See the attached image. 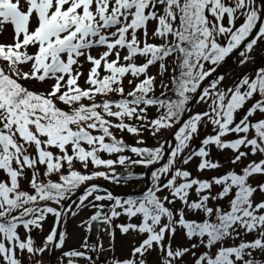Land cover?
I'll return each instance as SVG.
<instances>
[{
  "label": "snow or ice",
  "instance_id": "6c2138e0",
  "mask_svg": "<svg viewBox=\"0 0 264 264\" xmlns=\"http://www.w3.org/2000/svg\"><path fill=\"white\" fill-rule=\"evenodd\" d=\"M55 251L264 264V0H0V264Z\"/></svg>",
  "mask_w": 264,
  "mask_h": 264
},
{
  "label": "rangeland",
  "instance_id": "374dc122",
  "mask_svg": "<svg viewBox=\"0 0 264 264\" xmlns=\"http://www.w3.org/2000/svg\"><path fill=\"white\" fill-rule=\"evenodd\" d=\"M10 39L9 35H5L4 36V40L7 41ZM237 60L238 57H234L233 60L227 65V67L221 72V74L225 75L226 77H228V80L226 81L227 83L231 82V77L234 75H237L238 73L244 71V69H240L237 66ZM258 63H260V61L258 60ZM87 67V66H85ZM249 69L252 68V65L248 66ZM153 72H155V69H153ZM81 83L83 84V81H81ZM31 88H34L36 90H44V88L47 87V85H40L38 83H30L28 85ZM196 110L199 111L201 110L199 106H196ZM117 136L120 135V133H116ZM170 135V133L168 131H165L161 134V139L163 138H168ZM125 139L127 140L128 143H132L133 142V138L129 137V136H125ZM147 144L148 145H154L156 143L155 140H153L151 137H147ZM118 171H124V169H118ZM135 171L137 173L143 172L144 169L142 168H137L135 169ZM98 182H102L104 185L111 187L116 193H118L119 195H124V194H134L137 190L141 189V184L143 183L142 181H136L133 182L129 185H121V186H117V185H113L110 184L104 180H99ZM91 213L90 212H85L84 214H82V216L77 217L75 220H73L69 225H68V230L70 232H72L73 235V239L69 241V246H78L84 239V237L87 235V232L85 231V228H80L77 227V224L79 223V221L81 219H86ZM120 221H117V223H119ZM54 223V218L53 217H49V219L46 221L45 225H44V233L43 235H47ZM101 227H103L101 225ZM34 237L39 241L41 239V234L39 233H34ZM99 239L105 240V235L103 232H100L99 235ZM129 240L132 239L131 237L128 238ZM126 248H127V242H124V251H121V247H120V238L118 237V245H117V254L118 255H123L126 252ZM60 251H55V254L53 256V260H52V264H59L58 262V257L60 256ZM44 259V264H49V260H50V254L46 253L43 257ZM101 259H104V257H101Z\"/></svg>",
  "mask_w": 264,
  "mask_h": 264
},
{
  "label": "water",
  "instance_id": "95a60500",
  "mask_svg": "<svg viewBox=\"0 0 264 264\" xmlns=\"http://www.w3.org/2000/svg\"><path fill=\"white\" fill-rule=\"evenodd\" d=\"M233 58H234V57H233ZM233 58H232L231 60L227 61L224 65H222L221 68L218 69V72L221 73V72L227 67V65L233 60ZM169 136H170V135H169ZM95 183H98V184H100V185H102V186H105V187H107L109 190L113 191L114 194L119 195V194L116 193L111 187L104 185L102 182L95 181ZM139 190H140V189H139ZM58 231H59V229H58ZM87 235L89 236L90 242L95 243V242H97V238H98L99 235H100V231L96 228L95 225H93V231H92L91 233H87ZM52 260H53V256H50V260H49V261H51V264H52Z\"/></svg>",
  "mask_w": 264,
  "mask_h": 264
}]
</instances>
